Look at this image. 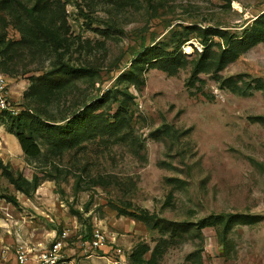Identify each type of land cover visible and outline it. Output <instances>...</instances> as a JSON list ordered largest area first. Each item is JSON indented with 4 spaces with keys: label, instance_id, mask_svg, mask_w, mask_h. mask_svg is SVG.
<instances>
[{
    "label": "rangeland",
    "instance_id": "obj_1",
    "mask_svg": "<svg viewBox=\"0 0 264 264\" xmlns=\"http://www.w3.org/2000/svg\"><path fill=\"white\" fill-rule=\"evenodd\" d=\"M0 71L43 149L0 122L39 176L0 168V264L64 234L77 264H264V0H0Z\"/></svg>",
    "mask_w": 264,
    "mask_h": 264
},
{
    "label": "trees",
    "instance_id": "obj_2",
    "mask_svg": "<svg viewBox=\"0 0 264 264\" xmlns=\"http://www.w3.org/2000/svg\"><path fill=\"white\" fill-rule=\"evenodd\" d=\"M29 12L32 16L35 15V7H31L29 9ZM262 15V14H261ZM261 15H259L257 17V19H259L261 17ZM236 40H239L241 43L246 41V39L241 38L238 39L236 38ZM153 49V48H152ZM146 51V50H145ZM144 51V52H145ZM143 52V53H144ZM173 54V53H171ZM170 55V54H168ZM180 57H178V55H174L173 60L178 62V59L185 58V54H179ZM162 57H164L163 54H159V53H155L153 54L152 57H150V60H153V62L158 63L159 61H161ZM162 64L159 65L160 68L162 69H168V66L165 62L161 61ZM223 64L220 63V67ZM74 69V68H73ZM197 70V69H196ZM195 70V74L197 73V71ZM242 87L238 84H235L234 86V90L238 93H242L244 94L245 92H243V90L241 89ZM116 92V91H115ZM125 103L119 107V110L117 111L118 115H120V119L124 118V109H125ZM87 106H84V108L80 111L74 112L72 114V116L68 119L66 125L64 128H66L68 131L73 130L74 129V123L78 122V119L80 118V114L86 110ZM31 116H33L30 113H26V110L22 111L20 114L16 115V116H12L9 114H4L2 116H0V122L2 123H8L7 125V130L14 134L17 139L18 142L20 144V147L25 155V158L27 160H32V159H39L43 156V149L38 141L37 135L34 132L33 129V123L30 120ZM79 133V132H78ZM0 168L9 175L10 180L12 183H14L17 188L19 190L24 191L25 193H29V189L25 188V186L23 185V181L27 182V184H30L33 188H36L39 184V176L37 173L34 174L33 178L31 180L24 178L22 175H15L14 170L11 168L10 165H8L7 163H5L1 158H0ZM10 201H14V198L9 197L8 198ZM139 217H141V219H143L146 223H152V217L147 214V213H142L139 215ZM153 225H157V222H154Z\"/></svg>",
    "mask_w": 264,
    "mask_h": 264
},
{
    "label": "built area",
    "instance_id": "obj_3",
    "mask_svg": "<svg viewBox=\"0 0 264 264\" xmlns=\"http://www.w3.org/2000/svg\"><path fill=\"white\" fill-rule=\"evenodd\" d=\"M12 78L7 74L0 71V116L9 114L16 116L20 114L24 108L12 98L10 82ZM106 236L100 229H95L91 240L87 241L86 244L90 248L102 247L105 245ZM66 234L61 238H55L48 246H45L42 250L33 252L36 247L24 248L20 247L16 260L19 264H77L75 259H71L67 256L64 251L66 245ZM31 251L33 252L31 254Z\"/></svg>",
    "mask_w": 264,
    "mask_h": 264
},
{
    "label": "crops",
    "instance_id": "obj_4",
    "mask_svg": "<svg viewBox=\"0 0 264 264\" xmlns=\"http://www.w3.org/2000/svg\"><path fill=\"white\" fill-rule=\"evenodd\" d=\"M35 246V245H34ZM29 247H32V245H30ZM37 248V246H35Z\"/></svg>",
    "mask_w": 264,
    "mask_h": 264
}]
</instances>
